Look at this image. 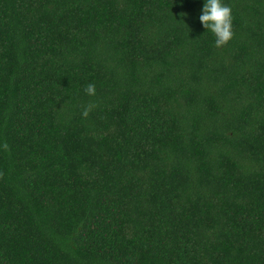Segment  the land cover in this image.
I'll use <instances>...</instances> for the list:
<instances>
[{"label": "trees", "instance_id": "trees-1", "mask_svg": "<svg viewBox=\"0 0 264 264\" xmlns=\"http://www.w3.org/2000/svg\"><path fill=\"white\" fill-rule=\"evenodd\" d=\"M222 2L217 48L205 0H0V264H264V0Z\"/></svg>", "mask_w": 264, "mask_h": 264}, {"label": "clouds", "instance_id": "clouds-1", "mask_svg": "<svg viewBox=\"0 0 264 264\" xmlns=\"http://www.w3.org/2000/svg\"><path fill=\"white\" fill-rule=\"evenodd\" d=\"M203 27L210 30L215 39V46L217 48L227 45L234 37L233 32V16L232 9L230 6L224 4L222 0H205L204 7L202 9V14L199 17ZM85 93L89 96H94L96 94V89L94 84H88L85 87ZM96 105L89 104L82 112V116L87 118L90 111L95 108ZM4 150H9L8 144L5 142L3 144ZM2 176V173H0Z\"/></svg>", "mask_w": 264, "mask_h": 264}]
</instances>
